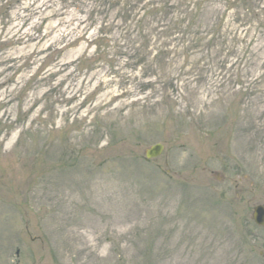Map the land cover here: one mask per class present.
<instances>
[{
  "label": "rangeland",
  "instance_id": "rangeland-1",
  "mask_svg": "<svg viewBox=\"0 0 264 264\" xmlns=\"http://www.w3.org/2000/svg\"><path fill=\"white\" fill-rule=\"evenodd\" d=\"M259 204L264 0H0V264H264Z\"/></svg>",
  "mask_w": 264,
  "mask_h": 264
},
{
  "label": "water",
  "instance_id": "water-1",
  "mask_svg": "<svg viewBox=\"0 0 264 264\" xmlns=\"http://www.w3.org/2000/svg\"><path fill=\"white\" fill-rule=\"evenodd\" d=\"M164 150L162 144H156L146 150V158L152 159L160 156ZM254 220L257 224L264 226V206L259 205L254 209Z\"/></svg>",
  "mask_w": 264,
  "mask_h": 264
}]
</instances>
